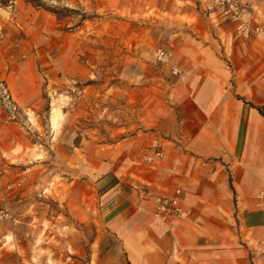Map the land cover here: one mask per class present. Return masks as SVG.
Here are the masks:
<instances>
[{"label": "rangeland", "instance_id": "obj_1", "mask_svg": "<svg viewBox=\"0 0 264 264\" xmlns=\"http://www.w3.org/2000/svg\"><path fill=\"white\" fill-rule=\"evenodd\" d=\"M201 3L0 0V79L17 103L12 111L0 96V264H92L95 222L74 214L92 191L84 180L124 170L155 140L164 155L153 164L162 162L165 139H179L173 91L204 74L195 50L217 57L234 97L250 93L221 27L195 35L187 25L206 18ZM61 180L68 206L55 193Z\"/></svg>", "mask_w": 264, "mask_h": 264}, {"label": "crops", "instance_id": "obj_2", "mask_svg": "<svg viewBox=\"0 0 264 264\" xmlns=\"http://www.w3.org/2000/svg\"><path fill=\"white\" fill-rule=\"evenodd\" d=\"M248 1L264 23V0ZM208 2L201 3L206 18L187 25L195 35L221 27L223 49L234 51L236 76L251 91L234 97L217 57L206 46L195 50L193 62L204 74L196 76L194 88L173 91L179 139H165L172 144L162 162L145 161V153L124 170L111 167L84 180L92 191L74 214L95 222L92 264H264V254L255 249L264 239V198L256 196L264 185V114L257 108L264 107V45L259 36H238L232 23L206 8ZM207 45L214 51L213 42ZM60 182L55 193L68 206L72 188ZM131 182L159 194L180 187L190 214L159 220L149 204L136 206L143 200Z\"/></svg>", "mask_w": 264, "mask_h": 264}, {"label": "built area", "instance_id": "obj_3", "mask_svg": "<svg viewBox=\"0 0 264 264\" xmlns=\"http://www.w3.org/2000/svg\"><path fill=\"white\" fill-rule=\"evenodd\" d=\"M208 10L217 11L220 16L227 22L232 23L235 33L243 38L252 35L259 36L264 45V23L258 17L253 4L248 0H209ZM160 55L168 57V52L163 48L157 50ZM175 68L173 71L176 72ZM0 96L2 101L12 111L16 110L17 103L13 96L7 91V88L0 79ZM154 150L152 154H148L144 158L153 160L163 156V149L157 146V141L152 143ZM130 187L137 193V196L143 200L137 202V207L149 204L151 213L161 221L171 222L178 217H184L190 214V208L184 205V193L180 187L174 188L170 194L153 193L149 190L148 185L140 182H131ZM258 199L264 198V185H262L257 194ZM3 210L0 209V216ZM255 249L264 254V239L256 243Z\"/></svg>", "mask_w": 264, "mask_h": 264}, {"label": "bare ground", "instance_id": "obj_4", "mask_svg": "<svg viewBox=\"0 0 264 264\" xmlns=\"http://www.w3.org/2000/svg\"><path fill=\"white\" fill-rule=\"evenodd\" d=\"M158 55H159V52H156V57L158 58V59H160V60H166V58L167 57H165V56H162V55H160V57H158ZM154 150V149H153ZM153 152V151H152ZM152 152L150 153V154H152ZM148 153V154H149ZM148 154H146L145 156H147ZM163 157V156H162ZM162 157H160V158H154L153 160H147V159H145L146 161H148V162H154V161H157V160H159V159H161ZM146 158V157H145Z\"/></svg>", "mask_w": 264, "mask_h": 264}, {"label": "trees", "instance_id": "obj_5", "mask_svg": "<svg viewBox=\"0 0 264 264\" xmlns=\"http://www.w3.org/2000/svg\"><path fill=\"white\" fill-rule=\"evenodd\" d=\"M258 109H259V112L261 113V114H264V108H262V107H257Z\"/></svg>", "mask_w": 264, "mask_h": 264}]
</instances>
